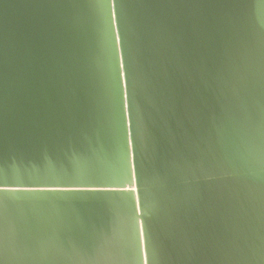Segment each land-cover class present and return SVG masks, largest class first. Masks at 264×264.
<instances>
[{"label":"water","instance_id":"1","mask_svg":"<svg viewBox=\"0 0 264 264\" xmlns=\"http://www.w3.org/2000/svg\"><path fill=\"white\" fill-rule=\"evenodd\" d=\"M0 264H264V0H0Z\"/></svg>","mask_w":264,"mask_h":264},{"label":"snow or ice","instance_id":"2","mask_svg":"<svg viewBox=\"0 0 264 264\" xmlns=\"http://www.w3.org/2000/svg\"><path fill=\"white\" fill-rule=\"evenodd\" d=\"M59 190H63V191H76V190H79V189H59Z\"/></svg>","mask_w":264,"mask_h":264}]
</instances>
